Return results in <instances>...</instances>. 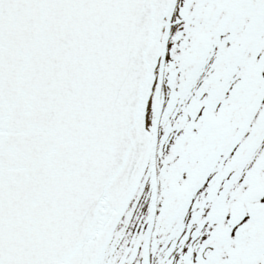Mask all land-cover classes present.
Here are the masks:
<instances>
[{
    "label": "snow or ice",
    "instance_id": "obj_1",
    "mask_svg": "<svg viewBox=\"0 0 264 264\" xmlns=\"http://www.w3.org/2000/svg\"><path fill=\"white\" fill-rule=\"evenodd\" d=\"M0 264H264V0H0Z\"/></svg>",
    "mask_w": 264,
    "mask_h": 264
}]
</instances>
